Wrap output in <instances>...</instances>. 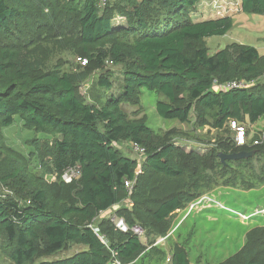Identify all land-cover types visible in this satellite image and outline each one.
Here are the masks:
<instances>
[{"label": "trees", "instance_id": "1", "mask_svg": "<svg viewBox=\"0 0 264 264\" xmlns=\"http://www.w3.org/2000/svg\"><path fill=\"white\" fill-rule=\"evenodd\" d=\"M35 1L0 0V40H5L3 46L0 43V250L13 264H31L71 245L82 249L67 258L35 264L135 262L145 251L138 237L116 229L111 219L98 225L93 221L130 197L140 202L146 176L175 179L190 173L193 178L214 154H191L189 162L181 163L176 145L144 122L128 120L120 104L135 101L146 89L160 95L156 113L163 120L187 124L194 108L199 120L212 122L216 129L227 123L251 127L264 116V84H259L264 56L253 47L236 44L209 56L201 41L224 36L233 23L229 16L193 21L184 15L199 0H120L115 5L109 0L104 8L94 0H69L62 10L76 14L81 59L86 58L82 66L88 63L97 69L111 63L122 70L120 92L98 105L77 93L87 72H63L59 66L45 69L38 49L29 48L33 30L22 29L30 26L29 10L37 9L40 17L50 15ZM240 10L264 16V0H240ZM109 78V74L99 77L98 87L109 91ZM232 82L247 86L220 89ZM15 117L27 129L53 138L47 173L60 180L65 172L77 174L67 198L62 180L49 184L28 173L24 158L5 148L1 133ZM120 143L144 149L139 175L137 161L126 156ZM259 143L264 147V134ZM232 146L251 153L245 146ZM218 150L238 153L229 145ZM221 167L227 172L229 162ZM200 180L193 178L184 190L157 203L144 201L143 209L142 203H134L132 214L165 224L200 196L204 187ZM126 182H133V189L129 191ZM118 217L129 229L136 226L133 218ZM243 250L229 264H264V251ZM167 264L190 263L186 252L176 249Z\"/></svg>", "mask_w": 264, "mask_h": 264}, {"label": "rangeland", "instance_id": "2", "mask_svg": "<svg viewBox=\"0 0 264 264\" xmlns=\"http://www.w3.org/2000/svg\"><path fill=\"white\" fill-rule=\"evenodd\" d=\"M51 1L37 0L34 2L50 14L47 17H40L35 8L28 12V14L31 13L30 26L28 28L23 26L22 29L33 30L34 36L33 34L29 36L32 39L29 48L38 49L45 69L59 66L63 72H87V78L78 83L77 93L85 101L98 105L104 104L108 96L120 92L121 67L109 63L97 69L88 63L82 66V62L79 61L86 60V58L81 59L84 56L78 42L76 14L62 10L63 5L69 0H53V4ZM119 1L112 0V3L115 5ZM186 14L193 21L226 16L232 18L233 27L227 34L201 41L209 56L235 44L253 47L264 56V16L242 13L240 0H199L193 8L184 12V15ZM116 21L118 24L121 22L119 19ZM29 37L26 39L27 42H29ZM12 40H15L14 36ZM3 42L5 40L1 39L2 46ZM108 74L112 84L109 91L98 87L99 77ZM259 84H264V77L261 78ZM158 100H161L158 93L142 89L135 101L121 103L120 108L128 120L144 122L164 140L176 145L180 150L178 155L181 157V163L189 162L191 154L198 153L208 157L207 152L213 151L214 158L211 162H208L209 158L206 159V157L205 162L207 163L201 174H195L193 177L199 178V181H201L200 178L204 180L200 196L176 211L165 224L157 225L149 216L142 215V218L136 213L132 214L134 203H142L140 207L143 209L144 201L154 200L156 203L162 201L184 190L191 184L193 178L190 173L175 179H167L159 175H145L148 184L140 193V198L142 197L140 202H135L136 199L130 197L121 204L99 214L93 224L98 225L101 221L114 217L120 218L118 216L125 219L133 218L136 226L147 231V237L142 245L144 250L148 249L145 257L153 258L150 261L143 259L139 264L166 263L164 257H167V253H164V248L171 247L167 245L168 242H171L175 248L179 245L185 247L188 252L187 259L191 264H222L228 259L229 262L226 264H229L242 249L246 253L255 249L264 251V147L259 143L260 135L264 131V117L251 127L245 126L250 134L244 150L255 154L250 156L249 160L229 162V167L225 172L218 159L219 147L229 145L236 149L235 152L241 149L232 146L234 144L232 126L227 123L224 128L216 129L212 122L199 120L194 108L187 124L163 120L156 113ZM1 134L5 148L24 158L28 173L43 177L49 184H58L62 180L66 184L63 197H68V192L73 188L71 184L77 177L74 178L72 174H68L72 181L67 182L63 179L64 174L60 180L56 174L47 173L51 159L49 150L53 142L52 137L27 129L18 117H15L14 123L5 128ZM35 142L36 145H34ZM119 147L126 156L137 161L136 174L139 175L143 158L135 155L127 143H120ZM225 153L230 154L231 150ZM2 242L3 233L0 230V249ZM80 249H82L81 246L71 245L54 256L37 258L31 264L67 258ZM162 254L164 257L160 260L154 259ZM0 264H13L2 254L1 250Z\"/></svg>", "mask_w": 264, "mask_h": 264}, {"label": "built area", "instance_id": "3", "mask_svg": "<svg viewBox=\"0 0 264 264\" xmlns=\"http://www.w3.org/2000/svg\"><path fill=\"white\" fill-rule=\"evenodd\" d=\"M95 3L97 4V6L99 8H104L108 5V1L109 0H94ZM82 62V64L84 65L86 63V60L83 61H79ZM111 64V63H110ZM251 84H249L250 86ZM247 85L243 84V83H237V82H232V83H227V84H223L220 86V89L222 90H228V89H238V88H245ZM219 88V87H218ZM233 131H234V144L236 146H245L247 143V138H248V130L244 127V126H237L235 125V123L231 124ZM131 151L135 154L138 155L142 158L143 154H144V149H142L141 147H139L136 144H132L130 145ZM68 174H72L74 176V178L77 177V174L74 171H68L65 172L63 175V179H65V181L67 182H71L72 179L70 178V176ZM126 188L130 191L132 188V184L131 182H126L125 183ZM111 222L114 224L115 228L122 231V232H126L127 230H130L136 237H138V239L140 241H144L146 236H145V231L138 227V226H134L132 228H128L125 224V222L123 221V219H119V218H111ZM169 260L167 259V262ZM112 264H121L117 261H114Z\"/></svg>", "mask_w": 264, "mask_h": 264}, {"label": "crops", "instance_id": "4", "mask_svg": "<svg viewBox=\"0 0 264 264\" xmlns=\"http://www.w3.org/2000/svg\"><path fill=\"white\" fill-rule=\"evenodd\" d=\"M260 82H261V79H260ZM259 82V83H260ZM264 117V116H263ZM262 131V130H261ZM263 134H264V131H262V134L260 135V137H262L263 136ZM251 138V137H250ZM146 239V238H145ZM145 241V240H144ZM156 245H157V243H156ZM167 245H169V246H171V247H165L164 248V253H167V257H164V254H162V256L160 255L157 259L156 258H154L155 260H160L161 258H166L165 259V262L166 263H162V264H167V259L169 260L170 259V257H171V255H172V252L174 251V250H176V249H182V250H184L185 252H186V255L188 254V252H187V250H186V248L185 247H183V246H178V248H176V249H174L175 247H174V245L171 243V242H168L167 243ZM153 246H155V245H153ZM172 247H174V248H172ZM78 252V251H77ZM76 253V252H75ZM145 253L147 254L148 253V249H146L144 252H143V254L139 257L140 259L139 260H137V261H135V262H132V263H129V264H139V262L141 261V260H143V259H146V260H148V261H150L151 259H153L152 257L151 258H149V256H146L145 257ZM73 255V254H72ZM71 256V255H70ZM67 257H69V256H67ZM187 258H188V255H187ZM190 263V262H189ZM191 264V263H190ZM194 264H197V263H194Z\"/></svg>", "mask_w": 264, "mask_h": 264}, {"label": "water", "instance_id": "5", "mask_svg": "<svg viewBox=\"0 0 264 264\" xmlns=\"http://www.w3.org/2000/svg\"><path fill=\"white\" fill-rule=\"evenodd\" d=\"M253 153H246L244 151L238 152V153H233V154H224V153H219L218 154V159L222 165H226L227 162H232V161H239L243 159H247L250 156H252Z\"/></svg>", "mask_w": 264, "mask_h": 264}]
</instances>
